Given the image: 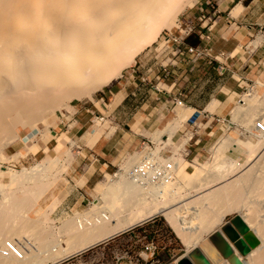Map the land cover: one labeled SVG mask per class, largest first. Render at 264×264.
Listing matches in <instances>:
<instances>
[{"label": "bare ground", "instance_id": "obj_1", "mask_svg": "<svg viewBox=\"0 0 264 264\" xmlns=\"http://www.w3.org/2000/svg\"><path fill=\"white\" fill-rule=\"evenodd\" d=\"M189 4L192 5L191 0H0V136L5 134L6 141L9 140L10 144L11 140L13 142V140L20 138L18 133L14 131L18 127L17 124L28 125L33 128L36 122L46 121L43 115L48 106L59 108L67 99L90 97L92 93L119 79L122 72L135 62L136 57L157 41L164 28L170 29L175 24L174 21H176L175 18L178 17V13ZM179 107H185V105ZM191 112L190 110L179 113L178 120L168 125L169 127L163 133L160 132L158 139H161V141L157 142L158 145L156 146V149L159 147V151L156 150L153 156H160L162 146L164 148L172 146L169 142H173L177 130L182 127V124L192 114ZM232 115L234 117L233 121L241 122L247 128V135L250 139L249 142H247L248 140L245 142L238 139L239 146L236 148L248 149L249 155L244 154L246 157L242 155L244 156L243 160L240 157L235 165L233 163L234 169H238L237 173L242 167L246 171H244L243 177L237 180V182L243 180L241 181L242 186L237 184L236 180L232 181V185L236 183L239 186L235 185L236 188L243 187L240 188L241 195L237 198L244 201L245 204L240 206L243 203L241 202L238 206L244 211L242 214L245 222L258 231L264 243V209L262 206L257 205L258 198L261 199L264 196V99L260 100L257 96L246 98L241 101ZM48 128H50V125H48ZM54 134H56L53 135L54 139H57L56 149L60 153L64 146L62 141L65 138L63 139L57 132H54ZM166 134H168L169 139ZM183 137L182 142L173 148L174 156L172 159L175 163V171L184 162H186L184 163L185 170L189 165L182 152L188 151L186 146L192 139V134L185 132ZM92 139L97 140V135ZM2 145L4 147V144ZM222 147L235 148L230 142L224 143ZM145 153L142 152V155ZM64 154L66 152H63L61 157ZM17 155L16 158H18ZM66 155H69V153ZM61 157H56L51 164H39L28 172L11 173L12 183L17 186H22L29 180L32 182L33 179L34 182L36 181V183H33L34 185L40 183L37 187L32 186L33 190H28L31 188L25 189L27 196L23 200L15 199L14 195L9 193L15 190L8 192L9 185L0 183V264H55L64 256L72 255L86 246L89 247V245L98 241L106 240V238L157 214L167 206H171V195L178 191L176 185H173L175 188H173L174 192L171 193L169 184L176 182L178 179V173L175 171L173 181H170L169 185L167 184L169 188L166 184L155 187L154 184L149 182L148 178L138 179L136 177L134 179L129 176V171L132 168H129L127 173L115 175L112 179L108 176L110 178L108 183H100L96 186L98 196L94 198L93 207L90 208L91 211L63 223V230H59L63 235H67L64 233L65 230L69 232L71 230L70 237L64 239L66 240L65 244L64 241L52 239L51 236L55 233L52 230L54 227H52L51 222L47 223L46 221L48 225H41L43 223L42 219L44 220L45 217L49 219L46 216L47 213L44 215L45 217L43 216L44 218L41 217L46 211L40 213L41 216L36 217L38 220L28 216L34 205L37 204L35 203L37 200L38 203L41 201L46 209L52 207V203H46L45 198L51 186L58 179L48 186L46 181L50 178L49 175L52 177L51 167H54V164H60ZM137 157L132 160V164L136 165L140 161L136 162ZM222 161L224 162V160ZM211 165L214 166L213 162ZM8 167L0 165V169H3L0 172L3 174L11 172ZM123 170L125 172L127 168ZM231 170L235 172L233 168ZM63 171L61 169V172ZM205 174L206 172H204L203 177ZM226 174H228V171ZM231 175H233V172ZM55 176L58 177L57 174ZM197 176L195 175L193 179L195 180ZM187 181L186 184L189 182ZM142 182L146 184L144 185ZM227 185L225 186L228 188H224L222 185L226 191V193H223L230 194L227 189L231 188L232 190L229 191L236 197L237 192L235 191L236 195L232 191H238V189H233L234 186H230L231 184ZM12 188H14V185ZM179 189L181 190L180 187ZM212 190L215 191V189ZM216 190L219 192V189ZM220 192L219 196H221ZM210 193L212 195L214 192L210 191ZM249 196H258L257 201L251 200L252 203L250 204L247 201L250 198ZM226 197L228 196L226 195ZM209 198L207 199L209 200ZM242 198L243 200H241ZM211 200L213 201V199ZM213 204L215 203L213 202ZM55 206L56 204L52 208H55ZM235 206L230 209H235ZM196 210L198 211L197 214L201 213L199 212L200 209ZM174 211L177 212L176 209ZM169 212H167L168 216L170 213L172 214V212ZM184 212L187 213L188 211L186 212L185 209ZM197 214H195L196 217H199V214ZM188 215L190 219V213ZM193 216L194 214H192ZM167 219L172 220V222L178 220L168 217ZM38 228H40V231ZM191 228L194 227L191 225ZM15 236L18 239L14 238ZM263 245L244 257L248 258L245 262L248 264H264ZM11 247L15 248L17 253L13 252ZM239 257L243 261L244 258L240 255Z\"/></svg>", "mask_w": 264, "mask_h": 264}, {"label": "crops", "instance_id": "obj_2", "mask_svg": "<svg viewBox=\"0 0 264 264\" xmlns=\"http://www.w3.org/2000/svg\"><path fill=\"white\" fill-rule=\"evenodd\" d=\"M212 12L213 11H210L206 3L203 2L200 6H197L195 10L188 12L186 16L192 19V21L194 20L195 23L198 20V25L201 26L202 31L205 34L211 35V41L205 42V44L211 45L215 53L219 51L230 53L231 58L226 62L227 71L224 74L218 72L217 63H210L208 60H201L194 64L189 60H176L175 58L169 57L167 58V62H165L164 57L155 55L156 58L158 57V61L156 64L151 65L155 66L153 67V73L149 74V72L146 71L149 74L150 80H153L152 84L156 83L154 77L157 75V71H159L161 66L171 65L170 71L172 72L171 77L162 84L160 92L150 88L147 84H143L139 77L124 79L118 84H115L114 88L103 93L104 95L112 96L108 97L109 103L106 105H102L99 102L94 103L92 104L94 110L91 112H88V109H91L90 107L77 109L71 119L74 120V123H72V127H68V130L74 129V137L88 150V152H90L89 158L91 163L87 167L88 174L85 176L86 181L82 186L83 188L95 182L94 176L96 172H104L109 168L119 166L123 158L127 155L137 153L141 155L142 152H144L142 150V142H144V140L153 142L152 138H148L147 135L152 136L157 130H161L159 128L164 123L170 124L175 118L178 120L180 114L186 111L188 112L191 110L192 114L196 111H200L202 117L200 118L201 128L198 131V136L200 135L201 137H197L199 139H197L198 142L195 144L196 147L194 150H189V155L186 158L189 165L185 170L184 163L186 162H184L182 166H180L181 169H176L175 172L178 173L176 182L178 184L176 182L169 183L171 193L174 192L173 188L176 187L178 189V191L175 192L176 194L173 193L175 196L173 194L171 195V206H167L157 214L149 217L148 219H151L148 222L140 224L148 220L146 219L133 225L132 227L140 224L134 228L129 227L117 233V235L115 234L106 238V240L98 241L91 244L92 246L89 245V247L86 246L72 255L60 258L55 264H66L67 262H70L68 264H126L124 259L116 261V258L123 253H130L133 256L141 257V264H179L182 259L187 258L188 254L194 250L200 251L210 264H230L221 256L210 241V237L216 233H221L224 240L233 248L234 253L239 256L237 249L221 230L232 218L243 216L242 212L244 211H242L243 209L241 210L240 206H243L245 202L237 198L241 195L239 190L243 188L241 187V181L243 180L239 182H237V180L243 177L246 169L242 167L243 169L241 168V170L243 173L241 170H239L241 173L239 171L237 173L236 171L238 169H234L237 159L234 160V158L244 157V154L249 155V152H247L248 149H242V151L236 147L239 146L238 139L245 142L247 140V142H249L250 139L247 134H242L243 136L227 134L222 140L219 139L221 142H219L220 147L218 146V149L215 148L216 150L214 149L212 151V147L214 146L212 138L215 137V132L218 130V128L215 129L214 127V118L228 116L236 106L239 91L243 87L244 80L249 78V73L260 72L258 65L264 58V0H216L215 12ZM207 14L209 15L207 16ZM201 15H203L205 19L201 18ZM148 56L149 54L145 57L147 58ZM143 62L144 60H140L139 64L142 69L146 70V66H144L145 64ZM179 92L181 93V98L185 107L175 106L172 101V98ZM211 106L213 107L211 108ZM177 108H179L180 114L176 110ZM92 112L98 114L99 117L103 116V122L108 121L109 126L106 128H97ZM171 113L173 115L172 118L170 116ZM192 114L189 115L187 120ZM206 119H208L207 123ZM169 120L170 122H168ZM187 120L185 122H187ZM97 132H100V136L93 142V135ZM178 133L179 130L176 132L173 139ZM207 134L212 136L206 137ZM35 138L36 137L32 138V140ZM51 142L52 140L46 143V146H49ZM223 142H230L235 148H224L222 147L224 144ZM37 144L40 146L38 151L35 154L29 153L28 156H36L40 153L46 154L44 149L45 144L40 140ZM211 145L213 146L211 147ZM228 154L234 158L230 157ZM238 154L240 156H238ZM210 155V159L204 162ZM216 157L217 159H215ZM218 157L221 159L219 160ZM222 160H224V162ZM212 162L215 167L211 165ZM218 164L222 165L219 166ZM231 167L235 172L231 170ZM190 169L194 171L189 172ZM209 169L210 171H208ZM226 170L228 174H226ZM230 171L233 172L231 176L230 174L232 172ZM204 172H206V174L203 177ZM197 174H199L198 176L200 177H198ZM179 175L182 177L183 181L180 180L181 178ZM195 175L198 178L196 177L194 180L193 178H195ZM199 178L201 179L199 180ZM186 180L189 181H187L188 183L192 182L186 184ZM234 180H236L235 182H237V184H241L240 188H236V186H238L236 183L232 185V181L234 182ZM193 182L194 184H192ZM225 183L234 186L233 189H238L239 192L237 190L232 191L234 193L235 191L237 192L238 195L235 193L237 195L236 197L229 191L231 188H229V190L227 189L230 194L223 193H226L224 188L229 187ZM167 184L166 186L168 187L169 184ZM173 185L176 186L174 187ZM212 189H215V191ZM216 189H219V192L223 190L220 192L221 196H219L220 194ZM210 191L217 193H212V195H210ZM226 195L228 197H226ZM207 198H209V200ZM211 199H213V201ZM241 200H243V198ZM82 201L83 199L80 197L77 201H68L67 199L66 204L79 206ZM233 201L236 203L234 204ZM247 201L251 204L254 200ZM213 202L215 204H213ZM239 203H241L240 206H238ZM233 205H237L235 207L238 209L240 208L239 211L236 208L231 210V207L234 208ZM175 209L177 212L174 211ZM185 209L186 212L188 211L187 213L184 212ZM194 209H200L199 212L202 213H200L201 215L198 213L200 218L198 216L196 217L195 214H197L196 212L198 211ZM168 211L172 212V214L169 212V216L167 213ZM194 211L195 213H193ZM180 212L183 213L181 214ZM189 213L190 219L188 218ZM192 214H194L195 217H192ZM167 217L178 220L172 222V220L167 219ZM193 218L198 219L194 220ZM242 219L245 222L244 216ZM186 220L189 222L187 223ZM245 223L247 224V222ZM191 225L194 228L190 229ZM247 226L249 227V231L241 238L253 252L262 246L263 241L256 229L249 226V224H247ZM148 240H154L158 246L153 256L144 250ZM174 241L180 242L181 252L179 254H174L175 249L172 246ZM120 246L121 249H117L116 252L112 253L111 259L107 258L106 255L111 249L115 247L119 248ZM247 259H243L245 264L247 263L245 262Z\"/></svg>", "mask_w": 264, "mask_h": 264}, {"label": "rangeland", "instance_id": "obj_3", "mask_svg": "<svg viewBox=\"0 0 264 264\" xmlns=\"http://www.w3.org/2000/svg\"><path fill=\"white\" fill-rule=\"evenodd\" d=\"M191 1H192V5H190V4L186 5L184 7V9H182L181 12H179L180 14L178 13V17H176L175 18L176 21H174L175 24H173L170 29L175 27L176 24H178L179 20L181 21L180 23H184V24L185 23L187 24L189 21H192V19L187 17L186 14L192 10H195L197 8V6H200L203 2L206 3V5H207V7H209L210 11L215 12L216 0H191ZM208 15L209 14H207V16ZM201 18L205 19L203 15H201ZM192 22H193V24H197L198 28L200 27L198 25L199 24L198 20L196 21V23L194 20ZM168 29L164 28L163 31H166ZM161 42L162 41H161V34H160L157 41L153 45H151V46L147 47L145 50H143L136 57L135 62H133L131 64V66H129L128 68H126L122 72V75L120 76L119 79L115 80L110 85L105 86L102 89L92 93L90 97H85L82 99H78V98H71L70 100L67 99L61 105L59 104L60 106L57 105V106H59V108L55 107V106L54 107L48 106L44 110L45 113L43 115L44 116L43 118H45L46 121L40 120V121L36 122L35 125L33 126V128H32V126H28V125L22 126L21 124H17L18 127L15 128L14 131L16 133H18L20 138L13 140V142L11 140L10 144L8 142L9 140L6 141V138H5L6 135L1 134V136H0V143H1L0 144V152H2V153H0V156L1 155L2 156L0 157L1 158L0 159V165L6 166V167L9 166L8 168L11 169V172H8L6 174H3L0 172V183L4 184V185H9V188H7L8 192L15 190L14 192H9V193H12L14 195L15 199H17V200H23L27 196L25 189L27 190L28 188H31L32 186L37 187L40 183L39 184L37 183L34 185L33 183H36V181L34 182V179H33L32 182L29 180V181H27V183H24L25 186L24 185L17 186L15 183L14 184L12 183V177H11L12 174L11 173L18 172V171H19V173H21V171H22V173L28 172V171H30V169L36 168V166H38L39 164H44V163L51 164L53 161H55L56 157H58V156L61 157L63 152H66V154L69 153V155L64 154L63 157L60 158V161H59L60 164H54L53 165L54 167H51L52 168V171H51L52 177L49 175V177H50V178H48L49 182L46 181V185L48 186L49 184H53L54 181H56L57 179L59 180V181L57 180L56 183H54L53 186H51V188L49 189L47 196L45 198L46 203H48V204L52 203L53 204V205L51 204L52 207H54V204H56L55 208L51 207L50 209H46L43 206V204L41 203V201H39V203H38L37 202L38 200H37L35 202L37 204L34 205V208L31 210V212L28 215L29 217H32V219L35 218L36 220H38L36 217L41 216L40 213H42L43 211H46V212H44V214L41 217H43L47 213L46 216L49 219H47L44 216L45 219L44 220L42 219L43 223L41 225H46L47 223L51 222L52 227H54L52 230L55 233L53 235L51 234L52 235L51 237H52V239L55 238L56 239L55 241H57V239H58V241L61 240V241H64V243H65L66 240H64V239H68L70 237L69 234H70L71 230H70V232L68 230H65L66 232H64V233H66L68 236L65 234L63 235V233L60 232L61 230H63V225H64L63 223L64 222L71 220V219L72 220L76 219L79 216L85 215L86 212L91 211L90 208L93 207L92 202L95 200L94 198H96L98 196V192H96V186H98L97 184H100V183L106 184L110 181V178L112 179L115 175L120 174V173H118V168H122V169L127 168V170L125 172H121V173H127L129 168H133L135 166V164H132V162H133L132 160L135 159L137 156H139V157H137L138 160L136 161V162H138L146 154L145 152H143V153H145L143 155L142 154L141 155L131 154V155L125 156V158H123V160L119 166L109 168V169L105 170L104 172H100V173L96 172L95 176H94L95 182L89 184L86 187L84 186L82 188V186L84 185V183L86 181L85 176H87L86 174H88L87 173V167L91 163V160L89 158L90 152H88V150L83 145H81V143H79L77 141V139L74 137V135H75L74 129L68 130V127H72V123H74V120H71L73 118L72 117L73 114L77 111V109H80L83 107H90L91 108L90 110L92 111V110H94L92 104L97 103V102L101 103L102 105H106L107 103H109L108 97H112V96L111 95L107 96V95H104L103 93L109 89L114 88L115 84H118L119 82L123 81L124 80L123 76L126 75L132 68H140L141 76L143 75V77L148 78L150 73L148 74L146 72V70L151 65L156 64V62L158 61V59L155 57V54H156V48L158 46H161ZM147 54H149V56L146 58L145 56ZM140 60L141 61L144 60L143 63L145 64L144 66H146L145 67L146 70L142 69L139 66ZM258 67H259L260 72H255V73L250 72L249 78L244 80L243 87L239 91V96H238V100L236 102V106L234 109H232V112L226 117H220L221 119L224 120V122H222L223 120H221L222 123H219V122H217V120H214V125H215L214 127H215V129L218 128V130H217L218 133L215 132L216 133L215 137L212 138L213 139V145H214V146L211 145V147L213 146L212 151L216 147L219 146L220 140L222 138H224L226 136V134H231L233 136H239V135L243 136L242 134L248 133V131H246L247 128L241 122L233 121L234 117H233L232 113L238 107V105L241 103V101H243L246 98L249 99V98H252V96L253 97L257 96V98L260 100L264 99V58H263L262 62L258 65ZM98 105H100V104H98ZM54 108H56V109H54ZM176 110L179 113V111H180L179 108H177ZM92 114H94L93 117H94L95 125L97 128H104V127L106 128L109 126V122L107 120H106L107 122H103V121L101 122L99 119H97L98 114H95L93 112H92ZM170 116L172 118V116H173L172 113ZM256 117H258V116H256ZM171 118H170V120H171ZM170 120L168 122H170ZM176 121H177V118H175L173 122H176ZM98 122H100V123H98ZM207 122H208V119H206V123ZM96 123H98L99 125ZM172 123H170V124L164 123L159 128L161 130H157L152 136L147 135V137L152 138V140L156 139L155 141H153V143L154 142L157 143V142L161 141V139H158L160 132L163 133L167 129V127H169L168 125H171ZM186 123L187 122L183 123L182 127H180L178 129L179 133L173 139V142H169L172 146L171 147L167 146V147H165V149H167L171 152H174L173 148L177 147L182 142V138H184L183 133H185L189 129ZM47 124L50 125V128H48ZM46 125H47V127H46ZM54 132H57V134L59 136L63 137V139L65 138L62 141L64 146H63V149L60 153H58V151L56 149V145H57L56 140L57 139H54V137H53V135H56V134H54ZM97 133L93 135V138L95 135H97V138L99 137L100 132H97ZM166 135H167V138L169 139L168 134H166ZM199 136L197 134L196 137L191 142H189L190 146L187 147L188 151L191 149L194 150V148L196 147V145L194 144V141H197V139H199L197 137H199ZM210 136H212V135H210V134L206 135V137H210ZM241 136H240V138H241ZM34 137H36V138L32 140V138H34ZM164 137H166V136H164ZM39 140L45 144L44 149H45L46 154L40 153L36 156H28L29 153L35 154L38 151L40 146L37 143ZM50 140H52V142L49 144V146H46V143H48ZM92 141L94 142V139H92ZM253 141H255V140H253ZM144 142H146V144H148L147 140H144ZM2 144H4V147ZM7 144H9V145L6 146ZM157 145L158 144H156V146ZM158 148L159 147H157V149H156L157 152L159 151ZM216 149H218V148H216ZM142 150L144 151L143 142H142ZM16 154H18L17 155L18 158L15 157ZM229 156L234 158L231 155H229ZM238 156H240V155L238 154ZM210 157H211V155L209 157H207V159H205L204 162L209 160ZM241 158H242V160L244 159V157H241ZM9 159H11V160H9ZM12 159H14L15 161H13ZM234 159H238V158H234ZM11 161H13V162H11ZM70 161H71V163H69ZM204 162H201V163H204ZM125 165H126V167H125ZM56 168L57 169L59 168L58 171ZM23 169H25L27 171H25ZM61 169H62V171L63 170L64 171L61 172ZM0 170H3V169H0ZM89 171L93 172L92 170H89ZM193 171H194L193 169L189 170V172H193ZM56 174L58 177L55 176ZM179 177H180V175H179ZM180 178L182 180V177H180ZM79 180L83 183H81ZM78 182H80V183H78ZM13 185H14V188H12ZM36 187H33V188H36ZM28 190H33V189L31 188ZM79 197L81 199H83L82 203L79 206H75L73 204H69V205L66 204L67 199H68V201L69 200L77 201ZM263 197L264 196H262L260 199V197L258 198V196H256V197L251 196L248 199L257 201V198H258L259 204L257 203V205L259 207L262 206V208L264 209V205H263L264 200H262V199H264ZM262 208H260V209L263 211ZM44 209H46V210H44ZM262 214H263V212H262ZM162 219L164 220L163 217H162ZM25 220H27V219H25ZM48 220H49V222H48ZM46 221H47V223H46ZM35 229H36V227H35ZM38 229L40 231V228H38ZM60 234H61V236H59ZM24 237H26V235H24ZM14 238L18 239L17 236H15ZM172 246L175 249L174 254H179L181 252V245H180L179 241H174ZM117 249H121V246L119 248L115 247V248L111 249L108 252V254L106 255L107 258L111 259L112 253L116 252ZM122 255H119L116 258V261H118V258ZM131 256H133V255H131ZM124 260L126 261V264H128V259L124 258ZM68 263H70V262H67L66 264H68Z\"/></svg>", "mask_w": 264, "mask_h": 264}, {"label": "built area", "instance_id": "obj_4", "mask_svg": "<svg viewBox=\"0 0 264 264\" xmlns=\"http://www.w3.org/2000/svg\"><path fill=\"white\" fill-rule=\"evenodd\" d=\"M180 22L181 21L179 20L175 27L161 33V46L156 48L155 55L164 57L165 62H167V58L169 57L175 58L176 60H189L194 64L200 62L201 60H208L210 63H217L218 72L220 74H224L227 71L226 62L231 58L230 53L224 51L215 53L214 48L211 45L205 44V42H210L212 37L210 34H205L202 31L201 26L198 28L197 24H193L192 21H189L187 24ZM193 38L197 40V43L193 44L190 42ZM139 66L141 67L140 64ZM153 67L155 66H150L146 71L153 73ZM170 67L171 65L168 64L159 68L157 75L154 77L156 82L155 84H152L153 80H150L149 77L147 78L143 77V75L141 76L139 68H132L126 75L123 76V78L134 79L135 77H139L143 84H147L150 88L160 92L162 84L165 83L172 75ZM172 101L175 106H182L184 104L180 92L172 98ZM88 112H91V110L88 109ZM201 117L202 113L200 111H196L187 120L186 124L189 129L186 132H190L192 134L190 142L196 137L198 131L200 130ZM97 119L101 122L104 120L103 117H99L98 115ZM214 120H217L219 123L224 122V120L220 117H216ZM221 120L223 121L221 122ZM147 141L148 144L143 142L144 152H146L145 156L138 163H136L135 167L130 169L129 176L134 179H136V177H138V179L148 178L149 182L154 184L155 187L164 186L170 181H173L175 163L172 158L174 153L162 146L163 149H161L160 156H153L156 151L157 143H153L149 140ZM197 142L198 141H194V144ZM188 146H190V143L187 144L186 148ZM182 154L186 159L189 155V151H183ZM148 157L151 158L148 159ZM121 172H124V170L122 168H118V173ZM142 183L144 185L146 184L144 182ZM157 247L158 246L154 240H149L147 244H145L144 250L153 256ZM11 250L17 253L15 248L11 247ZM124 258L128 259V264H141V257L131 256L130 253H124L118 258V261Z\"/></svg>", "mask_w": 264, "mask_h": 264}, {"label": "water", "instance_id": "obj_5", "mask_svg": "<svg viewBox=\"0 0 264 264\" xmlns=\"http://www.w3.org/2000/svg\"><path fill=\"white\" fill-rule=\"evenodd\" d=\"M150 219L140 224L146 223ZM221 231L227 237V239L233 244V246L237 249L241 257L244 258L251 252L250 248L245 244V242L241 238L249 231V227L247 226V224L243 221V219L240 216H236L232 218V220H230L222 228ZM210 241L219 251L221 256L224 259H226L230 264H244L241 258L234 253L233 248L224 240L221 233H216L212 235L210 237ZM179 264H210V263L200 251L194 250L193 252H190L188 254L187 258L182 259L179 262Z\"/></svg>", "mask_w": 264, "mask_h": 264}, {"label": "trees", "instance_id": "obj_6", "mask_svg": "<svg viewBox=\"0 0 264 264\" xmlns=\"http://www.w3.org/2000/svg\"><path fill=\"white\" fill-rule=\"evenodd\" d=\"M190 42L193 43V44H195V43H197V40L195 38H193V39H191Z\"/></svg>", "mask_w": 264, "mask_h": 264}]
</instances>
